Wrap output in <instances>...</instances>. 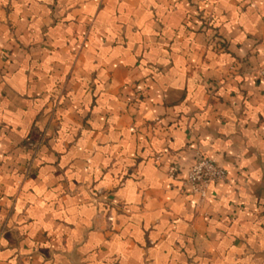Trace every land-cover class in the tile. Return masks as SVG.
I'll return each instance as SVG.
<instances>
[{
  "label": "crops",
  "instance_id": "1",
  "mask_svg": "<svg viewBox=\"0 0 264 264\" xmlns=\"http://www.w3.org/2000/svg\"><path fill=\"white\" fill-rule=\"evenodd\" d=\"M261 67L264 0H0V264H264Z\"/></svg>",
  "mask_w": 264,
  "mask_h": 264
},
{
  "label": "built area",
  "instance_id": "2",
  "mask_svg": "<svg viewBox=\"0 0 264 264\" xmlns=\"http://www.w3.org/2000/svg\"><path fill=\"white\" fill-rule=\"evenodd\" d=\"M259 76L264 80V67L258 69ZM170 176H175V171L170 169ZM227 180V171L215 159L200 157L187 171L183 184L191 191L205 195L211 183Z\"/></svg>",
  "mask_w": 264,
  "mask_h": 264
}]
</instances>
